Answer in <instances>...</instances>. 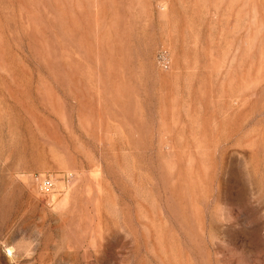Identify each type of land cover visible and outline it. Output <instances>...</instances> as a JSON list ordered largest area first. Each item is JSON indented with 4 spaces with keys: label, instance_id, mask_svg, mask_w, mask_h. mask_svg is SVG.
I'll list each match as a JSON object with an SVG mask.
<instances>
[{
    "label": "rangeland",
    "instance_id": "374dc122",
    "mask_svg": "<svg viewBox=\"0 0 264 264\" xmlns=\"http://www.w3.org/2000/svg\"><path fill=\"white\" fill-rule=\"evenodd\" d=\"M0 264H264V0H0Z\"/></svg>",
    "mask_w": 264,
    "mask_h": 264
},
{
    "label": "built area",
    "instance_id": "2783aa9c",
    "mask_svg": "<svg viewBox=\"0 0 264 264\" xmlns=\"http://www.w3.org/2000/svg\"><path fill=\"white\" fill-rule=\"evenodd\" d=\"M55 189L54 181L50 178L43 179L41 184V192L45 196H50Z\"/></svg>",
    "mask_w": 264,
    "mask_h": 264
}]
</instances>
